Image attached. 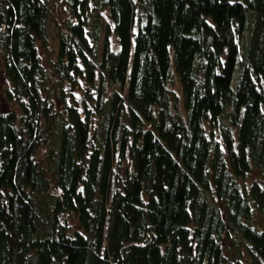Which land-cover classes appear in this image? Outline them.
Returning a JSON list of instances; mask_svg holds the SVG:
<instances>
[{
	"label": "trees",
	"instance_id": "16d2710c",
	"mask_svg": "<svg viewBox=\"0 0 264 264\" xmlns=\"http://www.w3.org/2000/svg\"><path fill=\"white\" fill-rule=\"evenodd\" d=\"M53 2L47 69L0 0V264H264V0Z\"/></svg>",
	"mask_w": 264,
	"mask_h": 264
},
{
	"label": "rangeland",
	"instance_id": "374dc122",
	"mask_svg": "<svg viewBox=\"0 0 264 264\" xmlns=\"http://www.w3.org/2000/svg\"><path fill=\"white\" fill-rule=\"evenodd\" d=\"M230 1H235V0H230ZM47 5L49 10H48V20L46 24V35H45L46 45L44 46L41 42H38L37 47L43 65L45 68L48 69L50 65V60L51 58H53V54L51 52L55 49L54 47H56V43H57L55 39V34L58 28L64 29V18L66 17V15L63 14V12H60L58 7L54 6L53 0H47ZM108 38L111 44L115 42L114 36L111 35ZM102 41H103V31L101 32L99 38V48H98L99 54L101 50ZM6 87H7V81L4 78L3 69L0 60V106L4 107V109H9L12 106L10 104L7 106V102L4 99V88ZM171 89H173L176 93L180 92L179 83L178 81H176V79L171 85Z\"/></svg>",
	"mask_w": 264,
	"mask_h": 264
}]
</instances>
